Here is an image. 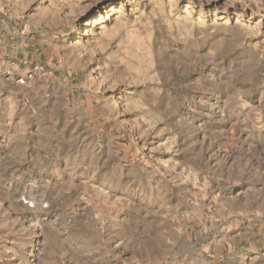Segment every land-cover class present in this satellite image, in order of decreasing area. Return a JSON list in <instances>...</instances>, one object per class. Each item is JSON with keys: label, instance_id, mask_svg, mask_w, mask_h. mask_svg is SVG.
Returning <instances> with one entry per match:
<instances>
[{"label": "rangeland", "instance_id": "rangeland-1", "mask_svg": "<svg viewBox=\"0 0 264 264\" xmlns=\"http://www.w3.org/2000/svg\"><path fill=\"white\" fill-rule=\"evenodd\" d=\"M0 57V264H264V0H0Z\"/></svg>", "mask_w": 264, "mask_h": 264}, {"label": "built area", "instance_id": "built-area-1", "mask_svg": "<svg viewBox=\"0 0 264 264\" xmlns=\"http://www.w3.org/2000/svg\"><path fill=\"white\" fill-rule=\"evenodd\" d=\"M0 74H6L8 76L13 75V69L11 68V66L6 65L5 61L1 57H0Z\"/></svg>", "mask_w": 264, "mask_h": 264}]
</instances>
